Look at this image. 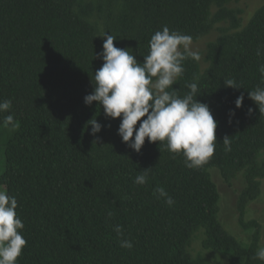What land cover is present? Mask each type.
<instances>
[{
	"label": "trees",
	"instance_id": "trees-1",
	"mask_svg": "<svg viewBox=\"0 0 264 264\" xmlns=\"http://www.w3.org/2000/svg\"><path fill=\"white\" fill-rule=\"evenodd\" d=\"M234 1L0 0V101H12L0 113V186L16 197L24 223L27 244L18 264H204L189 251L199 228L203 245L230 252L231 264H264L255 258L258 228L243 245L223 226L210 172L216 167L228 180L245 173L239 220L246 229L258 227L244 216L264 178V114L248 96L261 84L264 0L246 25L243 11L229 6ZM224 21L228 25L208 44V65L185 60L173 85L183 95L196 82V98L217 121L215 152L202 167L187 168L182 154L147 138L137 153L118 135L120 118L106 117L95 101L85 104L91 77L103 64L95 54L105 31L142 62L151 35L163 26L199 40ZM225 79L243 87H226ZM9 114L15 127L2 123ZM90 119L102 125L95 135ZM145 169L147 183H134ZM158 187L174 205L156 198ZM115 225H122L132 248L120 246Z\"/></svg>",
	"mask_w": 264,
	"mask_h": 264
},
{
	"label": "clouds",
	"instance_id": "clouds-1",
	"mask_svg": "<svg viewBox=\"0 0 264 264\" xmlns=\"http://www.w3.org/2000/svg\"><path fill=\"white\" fill-rule=\"evenodd\" d=\"M100 36L104 37L102 51L95 55L103 64L91 77L93 91L84 97L85 104L92 105L95 101L106 117L120 118L118 135L137 153L147 138L150 143H163L170 153L182 154L187 168L197 169L206 164L215 152L217 121L209 105L196 98V82L188 83L186 87L190 91L183 95L173 87L183 75V62L189 58L200 59L199 52L191 47L192 37L163 26L151 35L148 53L140 62L128 48L116 47L117 38L112 34L105 31ZM257 55H261L259 48ZM259 72L261 84L249 91L248 96L260 114H264V64L259 66ZM223 81L226 87H243L234 79ZM243 99V94L236 98L237 108L242 106ZM11 107V100L0 101V113L8 112ZM252 111L249 108V114ZM2 123L5 127H15L14 116H4ZM87 124L91 125L92 135L101 131L102 125L96 119L88 120ZM223 144L224 150L230 152L228 136ZM147 169L135 177L134 183H147ZM153 194L157 199L163 198L168 206L175 203L163 187L156 188ZM17 207L16 197L0 188V264H18V257L27 244ZM112 215L108 213L109 217ZM113 230L121 237V247H133L130 239L123 238L122 225H115ZM255 258L264 261V247L257 249Z\"/></svg>",
	"mask_w": 264,
	"mask_h": 264
},
{
	"label": "rangeland",
	"instance_id": "rangeland-1",
	"mask_svg": "<svg viewBox=\"0 0 264 264\" xmlns=\"http://www.w3.org/2000/svg\"><path fill=\"white\" fill-rule=\"evenodd\" d=\"M262 4L263 1L261 0H237L230 3L229 6L236 9H241L243 11L239 13V15L241 17L242 25H246L250 21L253 14L257 11V9L262 6ZM213 10L215 11L216 8H213ZM227 25V21L218 23L208 34H206L199 40L192 39L191 47L193 50L199 52L202 68H205L208 65L206 61V55L208 52L209 42L216 40L222 33L219 28ZM0 153L4 154V151L0 150ZM210 172L220 192L219 218L223 226L238 240H240L243 245H248L252 242L253 234L256 228H258L260 231V247H264V178L261 179L260 196L249 201L246 206L244 216L245 221H257L259 226L246 229L239 220V200L242 192L247 186L245 173L240 172L235 178L228 180L216 167L211 168ZM0 188L6 189L5 186H0ZM204 237V228L195 230L191 245H189V251L191 252L193 257L200 260L201 262H204V264H231L230 252L206 248L203 245Z\"/></svg>",
	"mask_w": 264,
	"mask_h": 264
}]
</instances>
